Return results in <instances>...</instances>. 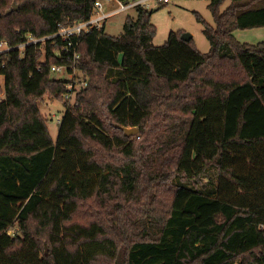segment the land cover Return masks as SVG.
<instances>
[{"label": "trees", "instance_id": "16d2710c", "mask_svg": "<svg viewBox=\"0 0 264 264\" xmlns=\"http://www.w3.org/2000/svg\"><path fill=\"white\" fill-rule=\"evenodd\" d=\"M224 1L209 0L214 28L196 15L206 54L180 32L154 46L142 9L119 36H81L72 106L50 72L59 42L0 54V264H264V42L233 35L264 27V7ZM94 2L0 0V43L85 21ZM45 97L65 109L56 142Z\"/></svg>", "mask_w": 264, "mask_h": 264}, {"label": "rangeland", "instance_id": "374dc122", "mask_svg": "<svg viewBox=\"0 0 264 264\" xmlns=\"http://www.w3.org/2000/svg\"><path fill=\"white\" fill-rule=\"evenodd\" d=\"M208 3L209 0H168V4L163 6L153 3L148 5L149 10L146 9V11L152 13L150 22L156 30L152 39V44L157 47L162 46L166 42L170 32L187 33L191 35L195 47L201 54L208 53L210 46L203 34V23L196 19V15H199L207 25L212 28L215 27L214 19L208 9ZM229 5L230 0H225L220 6L219 11H225ZM250 6L254 9L262 8L264 7V0L254 2ZM128 16L136 18V11L129 10L108 20L104 28L105 33L112 37L122 34L125 19ZM233 35L239 43L255 46L258 43L264 42V27L249 30H236ZM53 76L59 78L58 75ZM2 86L3 77H0V87ZM2 96L3 95H0V99ZM73 102L74 100L72 99L69 104L72 106ZM38 108L40 113L47 119L46 126L52 141L56 142L59 124L65 111L63 103L52 97H45L38 103ZM137 134L131 137H135ZM211 176V180L215 182L216 178L213 173H211ZM47 252L48 250L45 248V254H47Z\"/></svg>", "mask_w": 264, "mask_h": 264}, {"label": "built area", "instance_id": "2783aa9c", "mask_svg": "<svg viewBox=\"0 0 264 264\" xmlns=\"http://www.w3.org/2000/svg\"><path fill=\"white\" fill-rule=\"evenodd\" d=\"M152 3L163 6L168 4V0H129L127 2L95 0L93 14L89 19L75 22L69 26L59 27L56 32L40 38L27 34L24 37L23 43L16 47H9L4 42L0 43V54L14 49L24 51L28 46H39L40 50L44 52L43 47L45 44L50 43L54 46L56 42H59L61 46L53 52V56L56 59L63 60L64 63L51 66L50 72L66 81L65 92L61 95V98L64 102L71 103L76 94L87 86V81L76 68V64L80 59L76 50L80 37L90 33L92 30L105 28L106 22L117 15L129 10H146L148 9V5ZM9 234H12V231Z\"/></svg>", "mask_w": 264, "mask_h": 264}, {"label": "water", "instance_id": "95a60500", "mask_svg": "<svg viewBox=\"0 0 264 264\" xmlns=\"http://www.w3.org/2000/svg\"><path fill=\"white\" fill-rule=\"evenodd\" d=\"M13 9H16L17 7L16 6H13L12 7ZM11 13V10H8L6 12V15L10 14ZM181 39L183 41H189L190 39H192L191 35L190 34H187V33H184L181 35ZM124 134V137L126 138H129L135 134L138 133V129L137 128H120Z\"/></svg>", "mask_w": 264, "mask_h": 264}]
</instances>
